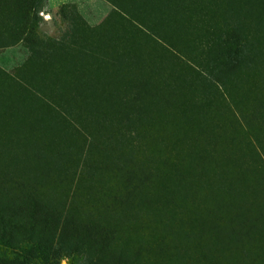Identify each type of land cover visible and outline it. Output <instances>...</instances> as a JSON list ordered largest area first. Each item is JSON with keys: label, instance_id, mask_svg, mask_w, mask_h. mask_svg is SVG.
I'll return each instance as SVG.
<instances>
[{"label": "rangeland", "instance_id": "374dc122", "mask_svg": "<svg viewBox=\"0 0 264 264\" xmlns=\"http://www.w3.org/2000/svg\"><path fill=\"white\" fill-rule=\"evenodd\" d=\"M0 264H264V0H0Z\"/></svg>", "mask_w": 264, "mask_h": 264}, {"label": "trees", "instance_id": "16d2710c", "mask_svg": "<svg viewBox=\"0 0 264 264\" xmlns=\"http://www.w3.org/2000/svg\"><path fill=\"white\" fill-rule=\"evenodd\" d=\"M167 177H168V176H163V179L165 180V179H167ZM60 179H61V178H60ZM16 182H18L16 188H19V181H16ZM16 182H15V183H16ZM62 183H63V181H62V179H61V184H60V186L58 187L57 191L60 189V187H62V185H63ZM12 184H14V183H12ZM167 189H170V188H167ZM55 192H56V191H55ZM55 192H53V193H55ZM176 193H179V192L173 189V190H172V195H173V194H176ZM51 196H52V195H51ZM51 196H50V197H51ZM165 198H166V196H165ZM14 200H18V199L15 198ZM132 204H133V203H132ZM132 204H131V205H132ZM129 206H130V205H129ZM126 207H128V206H126ZM126 207H123V208H126ZM123 208H120V210L122 211ZM116 213L119 214V211H116ZM2 234H3V233H2Z\"/></svg>", "mask_w": 264, "mask_h": 264}]
</instances>
